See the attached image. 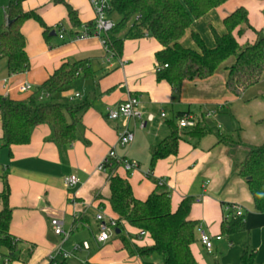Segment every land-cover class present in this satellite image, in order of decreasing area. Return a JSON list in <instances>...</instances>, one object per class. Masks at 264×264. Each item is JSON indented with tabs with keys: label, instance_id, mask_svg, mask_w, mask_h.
<instances>
[{
	"label": "crops",
	"instance_id": "1",
	"mask_svg": "<svg viewBox=\"0 0 264 264\" xmlns=\"http://www.w3.org/2000/svg\"><path fill=\"white\" fill-rule=\"evenodd\" d=\"M66 1L77 11L82 28H73L64 3L21 0L23 9L36 11L52 31L47 39L36 19L25 21L22 32L30 69L9 74L7 65V72L3 71L5 75L0 77V95L23 100L67 59H88L93 70L91 77H79L64 94L65 100L80 93L72 92V88L79 85L83 98L74 103L84 100L90 103L72 144L59 145L53 127L42 124L33 128L29 143L6 147L1 140L3 126L0 121V194L8 185V203L12 209L10 233L18 241L13 264H48L52 257L70 264H145L139 255L129 254L116 233L106 243L97 240L101 224L98 214L102 213L105 220L117 217L110 203L109 174L99 169L112 147L119 155L139 163V167L131 172L118 168V173L129 179L137 198L146 199L162 188L158 185L160 179H165L164 188L171 192L174 210L184 197L194 198L191 216L213 236L214 242L213 252L209 253L200 241V230H197L193 252L199 264H239L246 246L256 250V263L260 260L264 264V213L254 209L246 180L235 172V166L245 157L244 146L235 148L232 143L217 144V136L212 132L202 137L185 134L177 154L160 159L152 170L150 166V147L170 134L168 122L179 111L192 112L205 121L207 112L216 111L215 115H225L230 120V130L224 131L225 126L218 125L222 133L239 136L246 144L264 143V76L259 84L241 97H235L226 86L228 76L222 66L210 78L186 81L180 91H176L169 82L157 78L156 55L161 49L157 39L150 36L126 39L119 57L107 52L99 36L70 40L73 32H82L85 24L95 20V11L90 0ZM9 3L10 0H0V13L4 11V20L0 22L4 25L8 23ZM250 14L249 11V17ZM59 24L64 28L62 34L57 30ZM53 31L55 35H52ZM57 34L60 35L58 38H52ZM185 35L181 43L187 47L189 39ZM251 35H243L239 41L253 42L256 37ZM192 41L195 48L193 38ZM109 57L111 63L107 61ZM25 82L31 83L33 90L22 92L20 87ZM128 96L139 97L142 110L156 114V120L147 129L137 128L130 146L120 147L117 145L120 131L127 125L133 128V122L125 118L110 120L107 110ZM161 111L167 113V118L160 117ZM149 171H152L151 175H148ZM71 175L79 178L75 186H67L65 182ZM225 203L239 204L247 214V230L234 236V243L226 236L216 239L221 235ZM3 208L4 201L0 199V211ZM54 219L62 221L70 232L64 243L62 236L54 231ZM125 227L126 232L137 233L127 223ZM225 239L231 245L230 253L216 259L215 252ZM85 242L89 243V248L83 247ZM133 242L145 246L151 245L153 239L147 234L134 238ZM61 245L69 253L67 258L58 252ZM76 245H80V249L76 250ZM153 259L161 261L158 255Z\"/></svg>",
	"mask_w": 264,
	"mask_h": 264
},
{
	"label": "trees",
	"instance_id": "2",
	"mask_svg": "<svg viewBox=\"0 0 264 264\" xmlns=\"http://www.w3.org/2000/svg\"><path fill=\"white\" fill-rule=\"evenodd\" d=\"M57 1L66 5L73 28L81 27L77 11L66 0ZM227 1L112 0L109 15H118L119 19L108 35L104 36L105 42L112 54L119 57L123 53L126 39L154 37L161 44L156 55L157 67L168 65L157 71L158 80H166L173 89L180 91L186 81L210 78L224 66L229 92L235 97H241L249 88L259 84L264 76V36L251 24L247 7L240 6L224 17L226 32H215L213 47L207 46L197 32L192 34L195 48L185 47L181 43L194 20ZM7 13L8 23L4 25L0 22V60L7 59L9 74H19L30 69L26 38L22 32L25 21L36 19L43 27L47 39L50 38L52 28L44 23L36 11H25L21 0H10ZM94 25L95 20L85 24L90 34L93 33ZM62 28L61 24L57 26V30ZM248 30L258 33V37L253 42L241 43L239 37ZM78 33L73 32L72 38ZM66 41L65 39L64 42ZM92 75L88 59H67L27 99L16 100L0 95L3 146L29 143L33 128L42 124L53 127L54 138L59 145L75 142L83 113L90 103L86 100L66 103L58 99L64 98L68 87L79 77ZM42 93L47 96L40 99ZM187 113L192 112H177L168 122L170 134L150 147L151 170L160 159L177 154L179 142L185 139V134L202 137L213 131L202 116L193 128H180L178 120ZM216 136L217 144L232 143L233 136L222 133L220 129ZM240 144L245 147V157L235 166V172L246 180L253 197L254 209L264 213V143L253 145L240 140ZM118 168V165H112L108 170L112 193L110 203L117 216L112 221L115 233L129 254L139 255L145 264H153L154 255L160 257V264H199L193 252L199 229V221L191 216L194 198L184 197L175 210L171 192L164 187L156 189L146 199H139L135 196L129 179L121 176ZM8 196L9 187L6 185L5 191L0 194V199L4 201V208L0 211V253L9 255L13 261L18 241L10 233L12 209ZM228 215L223 220L221 236H226L233 242L234 236L247 230V214L244 212L239 216L231 210ZM126 223L135 228L137 233L125 234ZM118 229L120 233L116 232ZM143 231L152 237L151 245L140 246L132 241L134 238L139 239ZM57 264L70 263L64 260ZM239 264H256V250L246 246L241 252Z\"/></svg>",
	"mask_w": 264,
	"mask_h": 264
},
{
	"label": "built area",
	"instance_id": "3",
	"mask_svg": "<svg viewBox=\"0 0 264 264\" xmlns=\"http://www.w3.org/2000/svg\"><path fill=\"white\" fill-rule=\"evenodd\" d=\"M91 5L95 11V25L93 29V33L90 34L88 32L87 26H84L83 31L79 32L75 35L72 40L86 38L90 36H99L103 39L104 45L106 47L107 52L110 55H113L110 51L108 45L105 42L104 36L108 35V33L115 27V20L109 15V11L112 8V0H90ZM8 19V17H7ZM8 21V20H7ZM60 33L64 32V28L59 29ZM108 63H111V57L108 58ZM163 67H168L167 64L164 66L157 67V71H160ZM20 90L22 92H27L33 90V85L29 82H25L21 85ZM47 96L46 93H42L40 99H43ZM71 99H82L83 96L80 93H75L70 96ZM216 111H209L205 114V117H212ZM107 117L110 120H119L121 118L128 119L133 122V128L130 125H127L120 131L118 136L117 145L120 147L130 146L135 140V130L139 129H147L150 124H152L156 120V114L154 113H145L142 110V102L141 99L137 96H128L125 101L117 104L114 107H109L107 110ZM160 117L162 119L167 118V113L165 111H161ZM199 121V117L192 114L187 113L184 114L179 120L180 128H193ZM221 128V126H219ZM112 165H118L123 168L127 172H131L139 167V163L135 160L128 158L127 156H121L118 154L115 147H112L108 152L107 156L99 165V169L108 172L109 167ZM152 171H149L148 175H151ZM67 186H75L79 182V178L77 175L68 176L65 179ZM165 179H160L158 181V185L160 187L165 186ZM234 210L237 215H242L244 213V209L241 205L236 203H229L224 205L225 218L229 217V212ZM97 219L101 222L99 234L97 236V240L100 243H106L111 236L115 233V224L110 220H105V217L102 213L98 214ZM52 224L54 226V231L57 235L62 236L63 243L66 242L70 237V232L66 230L63 226V222L59 219L52 220ZM200 230V241L207 249L209 253L213 252L214 242L213 236L207 232L206 229L202 225H199ZM147 235L146 232H141L140 236L143 237ZM216 239H222L221 235H217ZM80 245H76L75 249H80ZM83 247L89 248L90 245L88 242L83 244ZM59 254L64 255L66 258L69 256V253L64 251L62 245L59 246L58 249ZM58 260L55 258H51L48 264H57ZM0 264H13L11 257L7 254L0 253ZM159 264V263H158Z\"/></svg>",
	"mask_w": 264,
	"mask_h": 264
},
{
	"label": "rangeland",
	"instance_id": "4",
	"mask_svg": "<svg viewBox=\"0 0 264 264\" xmlns=\"http://www.w3.org/2000/svg\"><path fill=\"white\" fill-rule=\"evenodd\" d=\"M264 4V0H228L225 4L220 6L218 9H215L214 11L208 12L205 16L194 20L191 27L188 29L186 33V37L189 39L187 41V47H193L194 44L192 41V33L197 32L201 35V37L204 39L205 43L209 47H213L215 45V32L218 34H223L226 32V26L224 23V17L226 13H230L234 11L236 8L240 6H245L250 11V21L251 24L255 27V29L261 34V36H264V7L262 5ZM6 6V5H5ZM229 9V10H228ZM119 19L118 15H114V20L117 21ZM0 20H4V11L0 13ZM83 26H81L82 28ZM252 34L255 37H258V33H256L253 30H248L244 35ZM251 35V36H252ZM60 35L57 34V36H54L52 38H58ZM4 72H7V59L4 58L0 60V77L1 75H5ZM80 92L82 93V90L80 89L79 85H75L72 88V92ZM67 92V91H66ZM60 101H69V103H74L77 99H71L70 97L63 99H58ZM213 129L212 133L216 134L218 131V125L223 124L225 126L224 131L230 130V120L228 119V116L225 115H213L211 118H207L206 121ZM232 144L235 148L240 147V140L236 136L232 137ZM242 153H240L241 155ZM143 165V164H142ZM126 231L124 233L126 234ZM128 236V235H127ZM120 238V237H119ZM131 240V238H129ZM133 241V240H132ZM234 243V241H233ZM231 245L229 244V240L225 239V241L220 245V248L217 252H215V258L221 259V257L226 256L230 253ZM156 258V257H155ZM214 258V256L210 257ZM211 259V260H212ZM153 264H160L161 262L158 259H153ZM256 264H263L260 262V260L257 261Z\"/></svg>",
	"mask_w": 264,
	"mask_h": 264
},
{
	"label": "water",
	"instance_id": "5",
	"mask_svg": "<svg viewBox=\"0 0 264 264\" xmlns=\"http://www.w3.org/2000/svg\"><path fill=\"white\" fill-rule=\"evenodd\" d=\"M9 23H10V22H9ZM55 34H56V32L53 31V32H52V35H55ZM116 232H117V233H120V230L118 229Z\"/></svg>",
	"mask_w": 264,
	"mask_h": 264
}]
</instances>
